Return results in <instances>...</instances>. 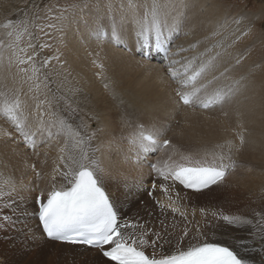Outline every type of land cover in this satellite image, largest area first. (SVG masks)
Returning <instances> with one entry per match:
<instances>
[{
  "label": "snow or ice",
  "instance_id": "1",
  "mask_svg": "<svg viewBox=\"0 0 264 264\" xmlns=\"http://www.w3.org/2000/svg\"><path fill=\"white\" fill-rule=\"evenodd\" d=\"M175 6V0H143V3H139L138 0H127L126 6L124 4L120 6L117 18L112 6L109 5L104 15L96 14L93 17L91 24L88 20L84 21L87 38L124 48L131 51L134 56H139L141 61H151L160 56L169 80L176 84L174 93L179 105L202 110L223 109L226 105H231L246 87L244 84L246 76L239 78L230 76L233 68L239 65L244 57L236 58L235 65L223 66L221 71H218L222 67L219 61L222 57L231 55L227 49L248 35L251 28L241 32L226 47L223 46V42H217L195 56H182V53L196 48L200 42L190 45L189 48L178 47L175 52L172 51V41L179 36V29L183 26V19L177 22L173 14ZM233 22L239 24L240 20L236 19ZM217 23L225 27L228 20L225 18ZM3 27L12 29L7 32L9 38L14 37L7 45L12 49L9 68L15 66L13 84L18 86L0 91V117H3L13 130L0 129V139L15 145L12 148L13 152L22 145L37 156L39 153L36 149L41 144L50 146L54 139L59 144L49 187L42 188L37 183L34 188L28 189L39 190L32 200L34 210L30 215L38 221L43 237L95 249L103 258V264H253L247 258L248 253L264 252V208L260 211L253 209L250 217L225 214L222 210L212 211L210 215L214 220L223 221L231 230L220 233L225 239L217 238L216 232L209 234V231L201 229L197 224L194 236L189 238V229L185 227L175 244L161 232L148 228L146 224L131 223L123 219L118 201L113 198L105 183L102 161L95 156L99 149L91 148L96 131H89V126L84 123L74 126L71 121L76 109L72 107L71 96L68 93L60 95L59 87L53 91L50 86L53 81L49 79V74L43 71L48 68L51 59L58 60L59 57L38 61L33 43L29 42L26 47H20L19 42L25 33L28 34L29 41L33 39L32 33L28 32L26 20L15 22L9 20ZM47 27L53 28L55 25L49 24ZM218 35L219 31H213L204 38V41L207 42ZM85 38L81 36V40ZM129 42L130 47H126ZM46 47L50 45H40L41 49ZM176 56L181 58L174 59ZM93 64L101 69L104 67L103 64H96L95 60ZM214 72L218 74H212ZM209 74H212L211 79L201 82ZM25 84L28 85L27 92L23 91ZM212 85L215 87H211ZM105 87L109 86L106 84ZM69 91L74 95L79 90ZM113 98H116L114 90ZM224 114L227 115L226 112ZM236 115L237 128L240 131L234 132L238 144L229 139L212 148H203L187 155L180 154V162L171 164L165 162L163 167L150 165L156 177L164 181L159 187L168 203L156 202L161 214L170 210L174 216L179 215L187 221L188 214L178 203L179 191H176V199L172 198L170 192L176 190L178 186L197 193L214 186L219 187L223 185L228 173L236 169L237 163L232 158L233 152L239 153L245 145V130L240 119L242 114L237 111ZM121 122L124 126L131 124L127 115L121 118ZM13 132L16 135H13ZM160 135V131L154 127L142 123L135 125L128 143L135 150L137 160L141 153L148 154L160 147L170 146L171 142L167 139L163 140L162 145L159 144ZM30 167L35 179L41 180L42 172L37 170L35 164ZM5 185L9 186L8 192L3 190ZM26 187L21 184V188ZM125 187L127 188V185ZM136 187L139 188L140 185ZM152 187L153 190L157 187L155 180ZM15 191L16 185L10 179L0 183V199L8 198L3 200V208L15 206L16 201L11 198ZM131 193L132 189L127 188L124 195ZM148 195L151 197L152 191H149ZM200 213L204 217L209 214L204 208L200 209ZM25 215L29 213L26 212ZM0 218L4 222L10 220L7 215ZM160 224L167 233L168 226L163 221H160ZM4 226L0 224V228ZM172 227L175 228L176 225L173 224ZM208 227L219 228L220 225L209 222ZM152 236L155 239H151ZM257 238L259 248L254 246ZM159 241L163 243H158ZM165 245L168 247L165 248ZM149 248L152 249L150 254Z\"/></svg>",
  "mask_w": 264,
  "mask_h": 264
},
{
  "label": "bare ground",
  "instance_id": "2",
  "mask_svg": "<svg viewBox=\"0 0 264 264\" xmlns=\"http://www.w3.org/2000/svg\"><path fill=\"white\" fill-rule=\"evenodd\" d=\"M138 2L143 3V0ZM122 4L126 6L127 0L108 1L107 4H103L104 7L100 10L101 15H104L108 6L111 5L118 18ZM175 5L173 14L177 22L183 19V26L179 29V36L173 40L172 51L175 52L178 47L189 48L190 45L200 42L196 48L182 53V56H195L217 42H223V46L226 47L241 32L251 28L248 35L243 36L227 49L231 55L224 56L219 61L222 67L218 71H221L223 66L235 65L236 58L244 57L241 63L233 68L230 76L233 78L246 76L247 79L244 81L246 87L231 105H226L223 109L211 110L179 105L174 93L176 84L169 80L161 60L155 58L151 61H141L139 56H134L131 51H126L124 48L115 47L109 43H98L95 39L87 38L84 21L88 20L91 24V20L98 13H89L87 17L79 16L80 18L67 16L57 21L56 29L53 30L57 47L52 53L44 55V59L49 54H51L49 57L58 56L59 59H51L48 68L43 71L48 73L49 79L53 81L50 85L53 91L59 87L60 95L68 93L71 96L72 107L76 109L71 121L74 126L84 123L89 126V131H96V138L91 141V148L99 149L95 152V156L102 161V167L105 169V183L113 198L118 201L123 219L131 223L146 224L148 228L159 231L167 239H171L174 244L179 241L185 227L189 229V238L194 236L197 224L201 229L209 231V234L216 232L217 238L223 240L225 237L220 233L231 232V230L224 225L223 221L214 220L210 215L212 211L222 210L225 214H241L250 217L253 209L260 211L264 208L262 204L264 191L261 190L264 187V35L258 27L259 21L264 18V0L257 5L256 11L234 9V11L226 12L220 0H175ZM225 18L228 20L227 26H219L217 22ZM236 19L240 20L239 24L233 22ZM213 31H219L220 35L205 42L204 38ZM3 33V29L0 28V91H7L18 85L13 84L16 68L15 66L9 68L12 52L7 48L4 40L6 38H1ZM81 36L86 38L81 40ZM246 38L249 39L245 41ZM126 46L130 47V42ZM255 49L257 53H253ZM220 50L214 49V51ZM37 53L41 56L42 50ZM94 60L96 64H103V69L96 67L93 64ZM50 66H53L54 71H50ZM212 74H218V72ZM212 74L205 76L201 82L211 79ZM113 81L114 84H111ZM106 82L108 88L105 87ZM27 88L28 85L25 84L23 91L27 92ZM70 89L79 91L73 95ZM113 90L116 94L115 99ZM126 109L128 112L124 113ZM237 111L242 114L240 119L245 130V145L239 153L233 152L232 158L235 161L238 160L237 172L230 171L225 179L231 182V188L225 192L210 194L208 197L214 198L213 202L205 205L207 198L204 195L210 189L197 193L178 186L176 190L170 192V195L176 199V191H179L178 203L182 210H186L188 220L185 221L179 215L174 216L170 210L161 214L156 202L161 201L167 204L168 201L159 187L164 181L152 173L151 163L163 167L168 161L180 162V154L187 155L203 148H211L209 144L201 146V143L197 141L202 143L213 141L212 143L216 145L230 139L238 144L239 141L234 132V130L240 131L237 128ZM225 112L227 115L224 114ZM122 115L130 118V125L122 124ZM137 123L158 129L161 133L158 137L159 144L167 139L171 142L170 146L160 147L148 154L141 153L137 160L135 150L128 143ZM215 124L218 129L213 128ZM0 129L13 131L3 117H0ZM194 131L197 133H193ZM13 135L16 134L13 132ZM60 143H63V137L60 138ZM13 147L15 145L10 141L5 143L3 139H0V154L4 155V161L13 165L12 169H19L20 174L16 178L18 185L27 186L25 190L28 191V196L23 198L19 192L20 195H16L18 196L17 204L29 207L33 211L32 200L39 190L29 191L28 189L34 188L37 183L42 188L49 187L53 162L58 157L59 144L55 139L50 142V146L41 144L36 149L39 156L34 155L32 150L25 149L22 145L17 147L15 152L12 151ZM154 153L160 156H155ZM163 155L166 158L162 157ZM146 163L148 166L144 168L143 165ZM32 164H35L37 170L43 174L39 181L35 179V174L31 170ZM142 169L147 170L144 172ZM17 172L16 174L19 173ZM154 180L157 187L153 190ZM125 185L132 189L130 195H124L127 191ZM137 185L140 187L137 188ZM149 191L153 193L151 197L148 195ZM222 206H228L230 210ZM201 208L207 210L209 213L207 217L201 215ZM149 213L152 215L150 216ZM32 220V226L28 224L29 222L27 223L32 227V231L31 233L28 231L29 237L26 238L24 247L31 255V264H103V258L97 250L83 245L49 240L41 235L36 218L32 217ZM160 221L168 226L167 233L164 232ZM209 222L218 223L220 227L209 228ZM173 224L176 225L175 228L172 227ZM236 234L244 235V233ZM150 238L155 239L154 236ZM186 242L185 240L184 243ZM254 246L260 247L258 238ZM167 247L168 245H165V248ZM151 251L152 249L149 248V254ZM247 258L253 264H262L264 252L251 251Z\"/></svg>",
  "mask_w": 264,
  "mask_h": 264
},
{
  "label": "rangeland",
  "instance_id": "3",
  "mask_svg": "<svg viewBox=\"0 0 264 264\" xmlns=\"http://www.w3.org/2000/svg\"><path fill=\"white\" fill-rule=\"evenodd\" d=\"M108 1L114 2V1H119V0H106V1L105 0H101V1L100 0H96V1L95 0H0V28H2L4 31L1 38H6L4 40L7 43V45L11 42L12 39H14V37L9 38L7 36V33L5 32V31H7V32L11 31L12 29H10V28L5 29L3 27V25L7 21L11 20V21L15 22V21H25L26 20L28 22V32L32 33L33 39L31 41H29V36L27 33H25L21 37V40L19 42L20 47H26V45L29 42L33 43L35 45V51L36 52H39V50H42L41 56H40V54L37 53V60L43 61L45 58L44 55H46L48 53H52L53 49H55L57 47V46H55L56 45V36L53 33V30H54V28L56 29V23L58 20L65 19L67 16H69L70 18L71 17H73V18L77 17L78 18L79 16L87 17V15L89 13H98L101 15L102 12H100V10L103 9V7H104L103 4H107ZM220 1L223 4L224 10L226 12H228V11L230 12V11H234V9H237L240 11H244V10L256 11L258 9L257 5H259V3L263 0H220ZM73 5H78L79 7H77V8L72 7ZM101 5H102V7H101ZM83 7H85V8H83ZM94 8H95V10H94ZM64 9H67V11H63ZM62 11H63V15H61ZM54 17H61V18L60 19H54ZM49 24H53V25H55V27H53V28L47 27ZM258 27L260 29V32L264 35V18L259 21ZM45 33H47V34H45ZM248 39L246 38L245 41H247ZM249 43L250 42H248V44ZM42 44L50 45V47H46V48L41 49L40 45H42ZM8 49H10V48H8ZM10 51L12 52V49H10ZM31 51L32 50L30 49L29 52H31ZM255 52L256 53L258 52L257 49H255L253 51V53H255ZM50 55L51 54L47 55L46 59L49 58ZM49 69H50V71H54L53 66H50ZM106 84H107V82H106ZM111 84H114V81ZM127 112H128L127 109L124 110V113H127ZM45 119H47V117H45ZM213 128L218 129V126L215 124L213 126ZM193 133L196 134L197 131H194ZM125 139L126 138L124 137V140ZM212 142L208 141L206 143H202V142L197 141V143H201V146H205V145L209 144L208 146H210L211 148L214 146V144ZM95 149H97V148L95 147ZM1 155L2 154H0V159L2 161H4L5 160L4 155H2L3 157ZM154 155L157 156L158 154L154 153ZM158 156H160V155H158ZM162 157L166 158L165 155H163ZM1 160H0V183H2L5 179H10L12 181V183H14L16 185V191L12 194V197H11L12 199H15L16 204L13 208H3L2 207L3 199H8V198L5 197L3 199H0V202H1L0 203V209H2V210H0V217H2L4 215H7L10 217V220L8 222H4L2 220V218H0V224L5 225L3 228H0V264H31V258H30L31 255H30L29 251L24 247H25V240L27 237H29L28 234L31 233V231H32V227H30L28 225V224H30L31 226L33 225L32 224V221H33L32 217L33 216L30 215L32 210L29 209V207L17 204L18 196H16V195H20L19 194V192H20L23 198L27 197L28 191L26 192V190H25L26 188H21V185H18V182L16 181L17 176L20 174L19 169L17 168L18 172H19L18 173L16 168H13V169L11 168V167H13V165L11 166L10 163H8L6 161L2 162ZM133 161L136 162L135 159H133ZM151 161H153V160H151ZM5 162H6V165H5ZM1 163L3 165H5L4 167L7 168L6 170L4 167L1 168V166H3ZM147 163L145 165H143L144 168L148 166ZM167 163L171 164L172 162L168 161ZM236 163H238V160L236 161ZM7 164H8V166L9 165L10 166L8 167ZM151 164H154V163H151ZM145 170H147V169H142V171L146 172ZM8 171H10V172L8 173ZM235 171H236V169L233 170L232 172H235ZM16 172L18 174H16ZM152 173H154V172L152 171ZM14 176H15V178H14ZM230 184H231V182L229 180L224 181L223 185H221L219 187H213V188H211L212 190L210 189V191H206L204 197H206L207 199L205 200L206 203H204V204L207 205V203L210 204V202L211 203L213 202L214 198L208 197L210 194H212V193L214 194L216 192H218V193L219 192H225L227 189L231 188ZM3 190L5 192H8L10 190L9 186L5 185ZM261 190L263 192L264 187ZM141 204H142V202H141ZM262 204L264 205V201L262 202ZM217 205H220V204H217ZM222 207H225L227 210H230V208L228 206H222ZM26 212L29 213V215H25ZM18 221H20V222H18ZM22 222H24V223L22 224ZM20 227H21V229H20ZM28 231H29V233H28Z\"/></svg>",
  "mask_w": 264,
  "mask_h": 264
}]
</instances>
